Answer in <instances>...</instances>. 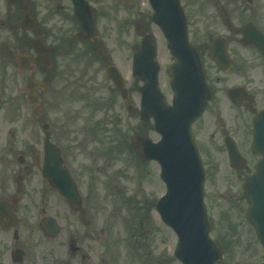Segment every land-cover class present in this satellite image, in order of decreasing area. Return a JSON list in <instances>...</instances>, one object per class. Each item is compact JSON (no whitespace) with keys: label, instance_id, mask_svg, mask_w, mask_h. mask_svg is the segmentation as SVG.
I'll list each match as a JSON object with an SVG mask.
<instances>
[{"label":"flooded vegetation","instance_id":"af4514ba","mask_svg":"<svg viewBox=\"0 0 264 264\" xmlns=\"http://www.w3.org/2000/svg\"><path fill=\"white\" fill-rule=\"evenodd\" d=\"M87 1L94 5L97 17L98 10L102 11L101 16L106 15L97 1ZM179 1L186 16L189 40L201 56L212 94L205 110H216L207 150L218 151L220 146L230 169L240 173L242 179L252 167L248 160L252 153V120L264 107V56L253 44H244L241 33L228 30L227 20L236 28L247 24L241 14L231 11L232 0ZM119 3L111 2L109 12L128 9L129 3ZM217 23L220 31L213 30ZM79 30L71 0H0V264H130L122 263V238H118L113 219L104 217L97 198V173L102 169L94 162L88 177L79 162L81 155L90 158V153L93 161L106 159L105 152H85L82 144L87 139L86 132L93 141L102 143L107 123L112 120L106 116L79 130L75 126L77 119H58V79L65 73L74 74L59 71V61L76 63L80 54L89 49L110 55L106 52L104 33L98 39H89L86 34L78 38ZM215 37H221L219 49L226 47L230 61L227 69H223L226 61L217 64L211 57ZM206 59L212 65L210 69ZM109 62H105L106 69L113 64ZM223 89L225 101L217 98ZM30 90L34 103L29 102ZM78 97L73 99L78 102ZM82 97L88 99L87 94ZM103 105L96 101L91 104L97 109ZM221 108L225 118L218 115ZM132 117L136 118V113ZM134 124L132 130L136 135L138 126ZM114 131L115 127L108 133ZM194 136L197 140L195 132ZM45 137L60 147L64 164L77 185L82 222L79 213L68 207L43 176ZM114 139L126 143L124 134H114ZM196 142L202 152V144ZM226 143L237 149L234 148L232 159L236 168L230 166ZM64 220L68 221L67 232L58 239ZM54 221L61 228L51 235L50 225ZM128 229L132 248L139 239L138 230L133 224Z\"/></svg>","mask_w":264,"mask_h":264},{"label":"rangeland","instance_id":"374dc122","mask_svg":"<svg viewBox=\"0 0 264 264\" xmlns=\"http://www.w3.org/2000/svg\"><path fill=\"white\" fill-rule=\"evenodd\" d=\"M95 1L99 7L105 8L106 15L101 16L102 11L100 10L96 25L99 33L101 35L104 33L103 36L108 46L106 52L110 55L108 57L102 55L104 53L101 52L95 59H92L89 54H80L79 60L73 64L59 61V71H73L74 74L65 73L58 79V119H77L78 122L75 126L80 130V128L88 127L89 122H95L107 116L112 120V123H107V135H110L109 130L116 127L127 140L125 149H120L122 153L119 158L106 160L104 157H100L93 161L90 153V158L84 154L79 160L81 165L86 168L87 174L94 162L97 167L102 169L100 173H97V198L101 202V208L103 207L104 217L113 219L111 221H114L113 225L118 231V238H122L120 243L122 263L181 264L172 255L176 236L160 221L153 207L150 212L144 210L148 215L150 214V219L148 222L143 220L142 228L138 230L137 244L131 249L128 237L130 233L125 226V221L133 213V210L129 211L125 205L120 203L117 190L123 191L125 198L133 196L134 202L138 201V206L142 207V204H145L146 207H151L164 193L165 187L157 176L156 172L159 168L156 163L140 164L138 159L132 156L135 151L133 148L132 150L128 148L131 137L135 133L132 129L135 122L139 124L141 121L138 117H132L127 113L124 103L113 89L105 73L106 60L117 65L125 77L127 88L130 89L129 102L138 106L139 93L137 89L141 83L131 75L132 51L140 41V35L134 29L136 21L148 25L156 35L157 61L160 64L159 84L168 100L172 94L169 88L171 57L159 28L151 22V9L147 0H134L127 4L128 9L121 8L120 12H109L110 3H119L117 0ZM231 2L229 7L234 15L241 14L244 23L251 22L264 32V0H252L251 3H247L245 0H232ZM125 18H127L126 21ZM233 23L235 24L236 21ZM220 29L218 23L213 27L215 31H220ZM77 50L82 49L77 48ZM206 61L210 69L212 65L208 59ZM82 94H87L88 99L82 97ZM222 95H225L224 89L217 98L225 101ZM76 97L79 98L78 102L74 100ZM93 101L104 105L97 109L91 106ZM108 103L111 105L109 108L106 105ZM226 107H228L227 104ZM223 110L221 108L218 115L222 114L224 117L225 111L222 113ZM228 113L230 111L226 115ZM215 117L214 107L208 108L196 124L194 132L198 137L197 141L202 144V158L206 170L204 202L211 221L210 237L220 245L223 251V257L217 264H260L262 261L261 246L244 217L246 204L241 193L240 173H235L228 167L220 146H218V151L207 150L211 143V132H213L211 122ZM146 124L143 126L146 128L144 133L153 140L158 139V135L149 128L151 122ZM137 132H140V128ZM86 137V141L82 144L86 147L85 152H95V148H97L96 151H103L102 144L93 141L92 136L87 132ZM105 141L108 142L106 139ZM255 159L256 156H252L251 153L248 155L250 165ZM62 223L63 230L58 239H61L67 232L68 221L64 220Z\"/></svg>","mask_w":264,"mask_h":264},{"label":"water","instance_id":"95a60500","mask_svg":"<svg viewBox=\"0 0 264 264\" xmlns=\"http://www.w3.org/2000/svg\"><path fill=\"white\" fill-rule=\"evenodd\" d=\"M82 32H92L93 16L90 6L83 0H73ZM153 9L152 21L157 24L167 41V48L174 57L170 65V87L173 91L171 105L165 102L157 82L158 63L155 61L154 38L146 27L138 23L142 35L139 49L134 53L132 73L142 82L139 88L140 117L153 118L155 130L161 139L157 142L137 136L143 159L158 162L160 178L166 184V193L157 204L162 221L177 235L174 255L182 264H215L222 256L221 249L209 238L211 224L203 203L205 172L191 135V126L201 115L210 97L205 84L201 61L189 44L186 22L178 0H149ZM243 41L254 44L264 55V37L251 25L241 29ZM217 39L211 50L212 57L220 64L226 60L224 47L218 48ZM216 43V44H215ZM124 99L127 90L115 68L108 69ZM130 110V107H128ZM253 151L261 155L243 184L248 203L245 212L249 223L264 248V109L253 120ZM231 152V151H230ZM44 172L64 200L76 208L78 194L65 167L57 146L45 139Z\"/></svg>","mask_w":264,"mask_h":264}]
</instances>
